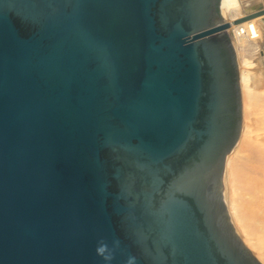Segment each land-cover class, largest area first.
<instances>
[{
  "label": "water",
  "instance_id": "95a60500",
  "mask_svg": "<svg viewBox=\"0 0 264 264\" xmlns=\"http://www.w3.org/2000/svg\"><path fill=\"white\" fill-rule=\"evenodd\" d=\"M220 1L0 0V264H261Z\"/></svg>",
  "mask_w": 264,
  "mask_h": 264
},
{
  "label": "bare ground",
  "instance_id": "6f19581e",
  "mask_svg": "<svg viewBox=\"0 0 264 264\" xmlns=\"http://www.w3.org/2000/svg\"><path fill=\"white\" fill-rule=\"evenodd\" d=\"M235 6V0H221L222 19L230 24L229 31L238 59L242 52L249 49L247 39L262 43V46L259 45L263 64L259 82L264 84V28L259 25L263 18L245 9L236 11ZM242 29L248 33L243 35ZM243 64L240 63L242 128L237 147L226 160L223 178L224 199L237 234L257 260L264 264V142L253 140L251 137L249 115L253 105L250 106L249 103L248 93L251 88L248 87L246 69L251 63Z\"/></svg>",
  "mask_w": 264,
  "mask_h": 264
},
{
  "label": "rangeland",
  "instance_id": "374dc122",
  "mask_svg": "<svg viewBox=\"0 0 264 264\" xmlns=\"http://www.w3.org/2000/svg\"><path fill=\"white\" fill-rule=\"evenodd\" d=\"M235 5L236 11H241L242 9H245L246 11L252 12L255 15L259 14V17L263 18L262 23H259V25H261L262 29L264 28V0H235ZM229 29L230 27L227 29L226 32L232 41V34L230 33ZM246 43L250 45L249 49H247L245 52H242V54L239 56V59L237 56L239 73L241 70L240 63L241 65L243 63H251V65L246 67V69H248V87L251 88L250 92L248 93L250 101L249 103L250 106L251 104L253 105V107H250L251 116L249 115V122L251 124L250 128L252 132L251 137L253 138V140L259 139L261 142H264V84H261L259 82V75L261 74L262 69L261 67H263L261 61V52L259 48V45L262 46V43L258 44L257 41L255 42V40L251 39H247ZM260 85L262 86L260 87ZM224 191L225 190L223 184V194Z\"/></svg>",
  "mask_w": 264,
  "mask_h": 264
},
{
  "label": "built area",
  "instance_id": "2783aa9c",
  "mask_svg": "<svg viewBox=\"0 0 264 264\" xmlns=\"http://www.w3.org/2000/svg\"><path fill=\"white\" fill-rule=\"evenodd\" d=\"M243 30L245 31V29H242V34H243V35H245V34L248 33L247 30H246L245 32H244Z\"/></svg>",
  "mask_w": 264,
  "mask_h": 264
}]
</instances>
